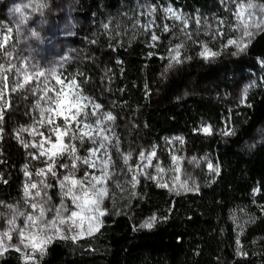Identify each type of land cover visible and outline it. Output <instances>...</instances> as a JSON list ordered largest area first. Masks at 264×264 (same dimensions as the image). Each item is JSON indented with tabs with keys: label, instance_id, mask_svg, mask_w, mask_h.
<instances>
[{
	"label": "trees",
	"instance_id": "trees-1",
	"mask_svg": "<svg viewBox=\"0 0 264 264\" xmlns=\"http://www.w3.org/2000/svg\"><path fill=\"white\" fill-rule=\"evenodd\" d=\"M135 1L0 0V44H14L74 78L79 91L102 106L100 113L116 118V138L156 146V170H164L122 189L95 234L55 240L35 262L7 251L0 264H264V31L243 53L227 49L206 60L195 45L176 63L166 35L154 45L124 42L128 23L120 17ZM149 1L196 15L210 14L221 0ZM256 77L243 100L241 86ZM11 97L5 116L13 132L6 130L0 142L4 204L19 199L30 163L15 133L25 124L48 122L47 114L38 123L47 104L37 93L16 87ZM205 125L212 134L201 132ZM205 156L218 174L201 181L197 192L169 188L183 177L186 159ZM153 216V228L140 227Z\"/></svg>",
	"mask_w": 264,
	"mask_h": 264
},
{
	"label": "rangeland",
	"instance_id": "rangeland-1",
	"mask_svg": "<svg viewBox=\"0 0 264 264\" xmlns=\"http://www.w3.org/2000/svg\"><path fill=\"white\" fill-rule=\"evenodd\" d=\"M132 4H134L132 11L130 13H125L124 16L120 17V21L122 19L128 23V28H125L122 33V35H125L124 42L128 43L133 40L141 39L154 45L155 42L160 41V35H166L165 39H168L166 42H170V47L172 46V59L177 54L180 57L182 52L192 49L193 47H195V45V49H201L202 51L203 46L206 45L209 49L214 52H218L219 54L227 49H230V51L239 54L245 52H238V50L234 46H224L228 38H233L240 34L239 32H233L230 30V26H237V21L232 14V12L235 10L236 5L232 2V0H221L219 7L215 11H211L210 14L198 13L196 15L185 14L179 10H176L170 5L163 7L155 6L151 4L149 0H138L135 1V3L132 2ZM169 7L174 9L180 15V20L168 18L169 14L166 13V9ZM152 9H155V12L152 15H149L148 13ZM182 20H187L188 26L186 28L183 27L181 23ZM197 20H199V23H197ZM220 20L225 21V24L223 26L220 25ZM149 21H155V23L151 25L150 30H146L145 25H148ZM164 25L168 26V31H164ZM34 31H36V28H34ZM218 32H223L225 35H218ZM261 32L262 31L257 32L254 39ZM153 33H155L159 37L158 40L153 41L151 39V35ZM122 38L123 36H121V39ZM4 49H11L12 54L7 62H3V55L6 50H0V64H4L5 68H8L10 61V64L15 65L16 67L12 68L11 71H4L3 69H0V72L3 73V76L7 77V88L4 90V97L6 98L7 103H5L4 100H0V111H3L4 113L3 121L0 122V129H2V131H0V142L4 134L6 133V130L12 131L11 127L8 126L9 121L6 119L7 116H5V113L10 107V103L13 102V98L11 97L13 87L22 84V88L25 91L31 92L32 94L37 93L42 99H44L47 104L46 108L51 107L53 109L52 112L44 113V115L48 114V120L51 119L53 121L52 124H49L47 122L40 128H35L33 126L29 127L28 124H25L15 133L16 138L19 136V143L23 146L25 153L30 159V163L27 166V172L30 173V175H25L24 169V181L21 186V194L18 200H16L12 204L0 203V233L4 232L5 230H9V234L11 235V240H8L7 237H4V243L6 246H8L7 251L17 252L27 262H35L42 259L46 255L49 245L59 238L54 237L52 241L45 246L46 250L44 251L43 255H41L39 251H33L31 247H24V244L21 243V237L18 235V231L20 229H24L26 233L24 243H30L29 239L27 238V233L29 230L27 227H25L26 217L28 214H31L33 216H38L39 214L38 211L32 210L31 204H43L45 209H53V211H46V220H51L55 217L54 209L60 208L62 203L70 210H74L71 198L64 195L61 190V181L64 180L65 176H70V178L74 176L76 180H84L85 173L100 175V165L99 162H97L96 168H90L82 161H77V166L75 168H72V159L69 156V150L67 148L59 147L53 150L52 144L46 139V137L51 135V139L54 142L55 135L50 133L49 129L52 128L53 125H64L63 115H60L59 113L63 112L64 114H67L69 116L72 115L71 112H68V104L71 103L70 94L76 91V89L67 87L69 80L62 76L60 70L56 66L52 68L47 66L46 64L35 62L30 58L29 51L19 52L15 49L14 44H10ZM174 49H178V53L176 51H173ZM215 57L205 59H214ZM173 62H175L174 59ZM24 70H27V74L29 77L27 81H25L24 78ZM35 71H42L44 72V75L37 77L34 75ZM52 72H54L56 77L62 80L63 83H57V79L53 78V76L50 75V73ZM3 76H0V88H3ZM259 78L260 77H256V79L248 81L241 86L240 93L243 100L246 99L248 92L256 85L257 79ZM48 89H52V91H47ZM57 91H61V95L66 98L64 100V103L60 104L59 106L52 102L56 99ZM45 92H47L46 95ZM14 105L15 110L13 114L18 115L19 111H21V106H17V100H15L13 107ZM43 110L44 109H41V112ZM87 110H92L90 105L88 106ZM73 111H75V109H73ZM98 115H102V113H98ZM112 123L114 122H110L108 125H106V127L110 128L111 131H105L103 133L104 135H108L111 139L110 144L108 143V141H104V143L108 145V152L112 157V166L109 168L111 178L107 181L106 185H104L108 188L109 195L101 205L103 208L107 209V212L110 206L114 205L118 199H121L118 195L121 193L122 189H132L139 183V180L142 177L155 179L158 175V171L156 170L155 165V161L157 160L156 155L155 157L151 158V166H145L149 164V161L147 159L141 161L139 155L140 153H144L145 157H147L153 151L156 154L157 147L154 145L141 146L140 144L134 146L129 144L127 141H125V143H122L118 138H116L112 130ZM71 127L75 128V123H72ZM205 127H208L210 129V134H212L213 131L209 125L203 126L201 132L206 134L203 131ZM21 129H25V131H21ZM37 133H44V136L42 137ZM62 139L65 145L69 143L75 144L77 146L76 155L80 157H87L89 155L88 149L93 147L92 143L87 139V137H85L84 143H87V145L89 146L88 148L84 147L79 140L70 141L68 135H64ZM41 140L44 141L43 146L41 147H24L25 143L29 145L39 144ZM21 141H23V143ZM117 147L119 149L118 151ZM53 151L57 152L56 156H52ZM103 151L104 150H100V153H98L101 158H105L103 156ZM41 152H44V155H40ZM34 155L38 158L33 159ZM124 156H129L127 164H125L124 162ZM1 160L2 158L0 148V163L2 162ZM53 160H55L54 165ZM209 162H211L212 165L216 167L213 159L209 156L198 158L195 161H193L192 158L186 159L183 177L181 179L177 178L176 180H173L170 183L169 188L172 191L184 190L188 192H197L201 186V181H204L205 179L210 181L213 176L217 174L216 172H213L208 168ZM61 165H67V167H62ZM49 166L53 167L55 175H52L47 171ZM42 169L44 171L40 172V170ZM38 172H40V174H37ZM133 176L136 177L135 181H133L132 179ZM41 181H44L47 185H50V187H44V184H42ZM0 182H2L1 173ZM32 183L37 184L38 189L29 188L30 197L34 196V193L37 190L41 191V197L31 199L30 197L25 196V185H30ZM65 183L70 184V180L65 181ZM20 213H24V215H20ZM64 215L67 216L68 213H64ZM103 218L104 216L100 218L102 221V225L104 222ZM9 220H14V227L16 230H11L12 226L9 225ZM60 227L62 229H65L64 234L71 235V233L66 231L67 225H61ZM84 227L86 229L87 224H85ZM73 231L76 230L73 229ZM48 234L52 235L53 233L49 231ZM86 237H89V235H85L83 238ZM16 248H19L20 251H17ZM7 251H4L2 254H0V257ZM26 256H32L33 259L26 260Z\"/></svg>",
	"mask_w": 264,
	"mask_h": 264
},
{
	"label": "snow or ice",
	"instance_id": "snow-or-ice-1",
	"mask_svg": "<svg viewBox=\"0 0 264 264\" xmlns=\"http://www.w3.org/2000/svg\"><path fill=\"white\" fill-rule=\"evenodd\" d=\"M232 2L236 5L235 10L232 12L233 16L237 21L236 27H231L230 30L233 32H239L238 36L233 38H228L226 41L225 47L234 46L238 50V52H243L246 48L251 44L255 35L259 31H264V0H232ZM43 7V5H40ZM17 11H20L17 9ZM155 12V9H152L148 14L152 15ZM166 13L169 14L168 18L174 20H180V15L172 8H167ZM155 23V21H149L148 25H145L146 30H150L151 25ZM184 28L188 26L187 20L181 21ZM199 23V20H197ZM220 25L223 26L225 24L224 20L219 21ZM164 31H168L169 28L167 25L163 26ZM183 30V29H182ZM218 35H225L223 32H218ZM36 35V33H33ZM7 39V37L5 38ZM151 39L156 41L159 37L153 33L151 35ZM4 45L0 44V48H3ZM178 53V49H174ZM11 49L5 51L4 55L6 57H11ZM219 55L218 52H214L209 49L206 45L203 46V51L201 52V56L204 58H212ZM176 63H180V57L177 54L173 57ZM264 63V62H262ZM16 67L15 65H11L9 61V67L5 68L4 64H0V69L4 71H11L12 68ZM169 68L172 67L170 63L168 65ZM24 78L25 81L28 80L27 70H24ZM34 75L39 77L43 76L44 72L35 71ZM50 75L53 78L57 79V83H63L58 77H56L55 73L52 72ZM0 76H3V73L0 72ZM3 88H0V100H4L7 103L6 98L4 97V90L7 88V77L3 76ZM16 87H23L22 84L17 85L12 88V91H16ZM67 87L76 89V91L72 92L71 95V103L68 104V112H71L72 115L69 116L64 114L63 112L59 113L63 115L64 125H53L52 128L49 129V132L55 135V141L53 142L51 139V135L46 137V139L52 144V149L55 150L59 148H67L69 150V156L72 159V168L77 166V161H82L84 164H87L90 168H96L97 162H99V171L100 175H94L85 173L84 180H76L73 177L65 176L64 180L61 181L60 187L64 195L71 198L72 205L74 206V210H70L63 203L60 208L54 209L55 217L51 220L45 219L46 211H53V209H45L43 204L32 203L31 208L33 211H38V216H33L28 214L26 217L25 227L28 228L27 238L30 243H24V239L26 233L24 229H20L18 231V235L21 237V243L24 244L25 248L31 247L33 251H39L41 255H43L46 250V245L52 241V239H71L73 242H76L78 239H82L85 235H93L95 232H98L100 227L102 226L101 217L107 214V209L103 208L101 205L104 200L108 198L109 192L108 188L105 187L107 181L111 178L109 173V168L112 166V157L108 152V145L104 143V141H108L111 143V139L108 135H104L105 131H111L110 128H107L110 122L115 121V117L111 112H103L102 115H98L101 112L102 106L94 101H91L89 97L83 95L81 91H79V85H77L75 79L73 78L68 82ZM47 91H52V89H48ZM62 91V90H61ZM61 91L56 92V99L52 102L57 104L58 106L64 103L66 99L61 95ZM47 92H45V95ZM91 104V111H88V106ZM39 107V105H37ZM250 106V105H249ZM75 109V111H73ZM53 109L51 107L44 109L41 112V120L38 123L44 122V113L52 112ZM4 113L0 111V122L3 121ZM94 118V119H93ZM49 124H52L53 121L51 119L48 120ZM75 123V128L71 127V124ZM86 130V131H85ZM2 131V129H0ZM21 131H25V129H21ZM35 131V130H34ZM203 131L206 134H210V129L205 127ZM40 136H44V133H37ZM226 135L229 133H225ZM64 135H68L69 140H79L81 144L84 143L85 137L92 143L93 147L88 149L89 155L87 157H80L76 155L77 146L75 144L69 143L67 145L64 144L62 137ZM19 139V136L17 137ZM23 143V141H21ZM44 141L41 140L39 144H24V147H41L43 146ZM100 150L103 151V156L105 158H101L98 153ZM117 147V151H118ZM40 155H44V152H41ZM57 152L53 151L52 156H56ZM141 161L147 159L149 161L148 165L151 166V158L155 157V152H151L147 157H145L144 153H140ZM37 156H33V159H37ZM51 158V157H50ZM129 156H124L125 164L128 163ZM173 161L178 164V158L173 156ZM55 164V160H53V165ZM62 167H67V165H61ZM208 168L213 172L219 173L218 168L214 167L211 162L208 163ZM131 170V169H129ZM178 171V168L176 169ZM44 170H40L43 172ZM52 175H55L53 171V167L49 166L47 169ZM158 172H163L164 170L157 166ZM38 172L37 174H40ZM25 175H30L27 172V166H25ZM133 181L136 180V177L133 176ZM70 184L65 183V181H69ZM44 184V187H50L44 181H41ZM159 183V182H158ZM186 184V182H185ZM99 185V187H98ZM166 186V185H160ZM29 188L38 189V185L32 183L30 185H25V196L30 197ZM46 195V193H45ZM37 197H41V191L37 190L34 193V196H31V199H35ZM64 213H68L67 216ZM20 215H24V213H20ZM157 222V218L155 216L150 217L148 221H145L144 224L140 225L142 228L151 229L154 227ZM9 225L12 226L11 230H16L14 227V220L8 221ZM87 224V228L85 229L84 225ZM43 225V226H41ZM61 225H67L66 231L71 233V235H66L65 229H62ZM75 229L76 231H73ZM51 231L53 234L49 235L48 232ZM4 237H7L8 240H11V235L9 234V230H5L0 233V254L4 251H7L8 246L4 243ZM239 245V241H237ZM17 251H20L19 248H16ZM32 256H26V260H32Z\"/></svg>",
	"mask_w": 264,
	"mask_h": 264
}]
</instances>
